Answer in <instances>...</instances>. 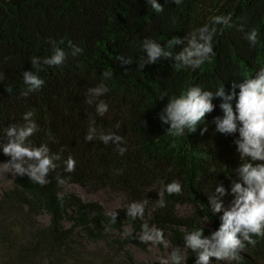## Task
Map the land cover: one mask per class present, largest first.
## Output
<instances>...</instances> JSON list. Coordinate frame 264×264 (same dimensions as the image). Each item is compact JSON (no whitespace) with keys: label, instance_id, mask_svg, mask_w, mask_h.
Here are the masks:
<instances>
[{"label":"trees","instance_id":"1","mask_svg":"<svg viewBox=\"0 0 264 264\" xmlns=\"http://www.w3.org/2000/svg\"><path fill=\"white\" fill-rule=\"evenodd\" d=\"M159 2L164 11L156 14L145 0H0V129L21 123V114L33 110L39 125L33 143H46L61 155L46 185L13 176L0 193V264H137L126 249L145 247L135 239L142 223L163 229L172 248L183 247V233L200 223L205 235L218 227L220 214L208 209L207 194L218 182L227 188L237 178L235 169L245 162L235 151L236 134L215 132L212 119L222 115L216 107L195 132L173 138L165 134L167 125L155 119L167 96L157 99L191 85L214 91L224 83L227 90L231 81L264 67V0ZM229 14L231 27L215 26V55L199 69H174L171 60L145 65L141 71L136 67L144 38L163 43L209 23L213 16ZM251 28L258 32L254 46L243 38ZM48 38L64 40L59 46L66 52L68 41L83 51L68 55L60 67L43 66L42 88L21 96V75L32 70V56L50 54ZM116 55L132 57L133 63L121 67ZM104 70L113 76L104 81L109 91L99 98L108 104L101 117L95 105L84 100L86 90L101 82ZM89 118L98 130L124 139L123 155L111 142L84 140ZM205 126L208 130L201 135ZM69 155L76 160L71 173L62 164ZM7 160L0 153V162ZM57 177L65 178V184H58ZM174 179L181 182V194L164 193V185ZM74 185L92 194L120 196L123 206L116 211V223H108L98 202L66 191ZM158 193L166 202L163 208ZM230 199L225 198L226 205ZM140 200L147 201L144 216L132 220L126 207ZM41 216H46V225L38 222ZM125 227L132 236L123 235ZM184 255L185 264H194V253ZM212 264H264V238L254 247L246 245L238 262Z\"/></svg>","mask_w":264,"mask_h":264},{"label":"clouds","instance_id":"2","mask_svg":"<svg viewBox=\"0 0 264 264\" xmlns=\"http://www.w3.org/2000/svg\"><path fill=\"white\" fill-rule=\"evenodd\" d=\"M170 2L178 5L181 0ZM145 3L156 14L164 11V6L159 0H145ZM230 21V14L216 15L211 17L209 23L183 37L173 35L163 43L146 37L140 42L139 50L143 55L137 60L136 67L141 71L145 65L156 64L160 60H171L174 69H199L215 55L212 44L217 30L215 26L231 27ZM243 38L249 46L256 45L257 29L251 28L244 32ZM48 42L53 45L50 54L42 59L32 56V70L22 73L24 88L21 96L27 97L42 88L44 80L39 73L43 66L60 67L68 55L75 57L83 51L71 41L67 42L68 52L59 46L64 44V40L57 42L48 38ZM115 62L124 67L131 65L133 60L129 56L116 55ZM100 75L101 82L86 90L84 102L88 105L94 104L96 115L102 117L108 111V104L99 98L109 91L104 81L111 79L113 73L104 70ZM2 79L3 75L0 74V80ZM6 90L11 92V88ZM166 96L167 102L155 116L162 126L167 125L165 134L175 138L195 132L198 124L204 123L205 115L218 107L222 115L212 119L215 132L228 136L236 134L233 139L235 151L239 160L245 162L235 169L237 178L231 180L227 188L218 182L207 194L208 209L213 214H220L218 227L210 230L207 235L202 223L186 230L181 237L183 247L172 248L166 256L158 258V264H185L184 253L188 251L194 253V264H212L213 261L238 262L246 245L254 247L258 240L264 238V67H259L254 75L248 73L239 80L231 81L227 90L224 83L218 84L214 91L200 85H191L178 94L161 93L157 100ZM213 100H218V104H214ZM33 117L34 111L28 110L21 114V123H9L0 129V153L8 157L7 161L0 162V174L26 176L29 181L44 186L48 183L49 172L54 171L58 162H61V155L51 152L46 143H33L31 137L39 131V125ZM116 127L118 128L119 124ZM207 130V126L200 128V134L203 135ZM94 139L105 145L110 142L116 145L119 155H123L127 150L126 147L120 146L125 143L120 135L98 130L95 120L89 118L84 140L89 142ZM62 164L64 171L71 173L75 170L76 160L69 155L63 159ZM65 182V178L57 177L58 184L63 185ZM163 191L168 195H179L182 192L181 182L174 179L164 185ZM158 197V206L165 207L166 202L160 193ZM226 197L231 198L227 205ZM146 204V200L128 203L127 217L132 220L142 218ZM106 215L110 225L116 223V211H110ZM204 221L208 220L204 218ZM123 235L133 234L126 230ZM135 239L149 249L156 246L167 248L169 243L163 229L146 222L140 225V234Z\"/></svg>","mask_w":264,"mask_h":264},{"label":"rangeland","instance_id":"3","mask_svg":"<svg viewBox=\"0 0 264 264\" xmlns=\"http://www.w3.org/2000/svg\"><path fill=\"white\" fill-rule=\"evenodd\" d=\"M12 175L10 173L0 174V193L7 189L12 181ZM66 191H70L78 195L84 201H96L102 205L106 213L110 211H117L123 206V199L117 195H107L102 192L88 193L79 186H68ZM40 224L46 225V216L38 218ZM129 230L128 227L124 229ZM169 242V241H168ZM172 247L168 243V247L156 246L155 248L149 249L148 247L139 248L136 246H128L127 252L132 257L133 261L137 264H158V258L166 256Z\"/></svg>","mask_w":264,"mask_h":264}]
</instances>
